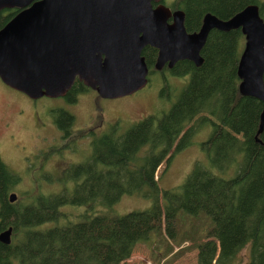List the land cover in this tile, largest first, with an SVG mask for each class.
<instances>
[{
    "label": "trees",
    "instance_id": "trees-1",
    "mask_svg": "<svg viewBox=\"0 0 264 264\" xmlns=\"http://www.w3.org/2000/svg\"><path fill=\"white\" fill-rule=\"evenodd\" d=\"M240 3L241 0H235L233 5L231 0H214L211 6L213 11L227 10L234 15L244 6L239 8ZM19 12L3 11L0 29ZM241 38L240 30L232 32V42L225 37L213 38L204 56L212 64L222 60L220 68L207 81L195 79L187 85L167 114L148 116L124 133L110 130L95 138L87 165L89 177L75 183L72 199H67L65 192L54 198L38 194L29 205L22 206L19 199L10 204L9 195L19 178L0 156V233L11 226L15 229L10 246L0 242V264H76L73 261L86 248L109 245L121 249L126 242L135 244L131 215H119L115 209L124 196L151 199L152 208L145 216L162 219L176 210L204 213L211 219L213 229L224 214L244 212L255 223L248 240L251 252L246 264H264V131L259 134L264 103L240 94L237 69ZM79 82L77 79L75 88L84 89L86 86ZM205 126L212 131L202 148L216 174L210 168L197 166L180 187L162 190L156 177L161 165L166 161L169 166ZM76 170L86 175L85 165ZM66 203L85 207L86 212L74 223L66 215L67 222L62 224L65 215L59 207ZM137 225L141 227L142 223ZM155 230L159 229L150 228L147 239L139 242L147 241ZM244 247L241 245L221 264H243L237 262V257ZM117 252L112 257L117 263L131 254Z\"/></svg>",
    "mask_w": 264,
    "mask_h": 264
},
{
    "label": "water",
    "instance_id": "water-1",
    "mask_svg": "<svg viewBox=\"0 0 264 264\" xmlns=\"http://www.w3.org/2000/svg\"><path fill=\"white\" fill-rule=\"evenodd\" d=\"M163 1L0 0V15L20 10L0 29V80L32 100L64 98L77 79L102 99L116 100L148 85L146 47L159 50L156 70L184 60L201 65L212 31L241 29L247 43L237 69L240 94L264 103L259 6L250 5L228 21L208 13L201 29L189 33L184 12L172 13ZM263 131L264 111L259 134ZM8 200L14 204L18 195L11 193ZM14 231L11 226L0 233V242L10 246Z\"/></svg>",
    "mask_w": 264,
    "mask_h": 264
},
{
    "label": "rangeland",
    "instance_id": "rangeland-1",
    "mask_svg": "<svg viewBox=\"0 0 264 264\" xmlns=\"http://www.w3.org/2000/svg\"><path fill=\"white\" fill-rule=\"evenodd\" d=\"M208 1L210 5L214 4V0ZM234 1L231 0L232 5ZM245 3L246 0H241L239 8ZM262 15L264 16V10ZM213 38L209 44L213 43ZM145 57L148 56L145 55ZM221 63L222 60H216L215 64L207 62L201 69L196 70L195 79L207 81L217 72ZM165 76V79L163 76L156 78V75L151 76V79L149 77V85L134 95L116 100L100 99L98 104L104 111L105 133L114 126L124 133L148 116L161 117L167 114L178 100L185 85L182 84L183 78L179 76L174 77L171 73H167ZM165 80H168V88L163 91L161 81ZM76 90L72 95H78L79 106L72 110L77 114L80 123L85 125L89 120L90 107L95 106L98 95L86 87ZM67 104L65 98L44 97L34 103L30 102L26 95L7 87L0 80V156L3 163L19 178V183L11 193L18 195L22 206L29 205L32 202V197L38 194L54 198L65 192L67 199H72L75 194V184L69 182L67 177L62 178L63 182L42 178L48 162L60 154H55L47 160H42L38 154H31L34 152L32 150L35 145L40 143L36 138L38 130L34 111L50 118L49 112L65 109ZM16 106L24 109L23 116L19 115V109ZM91 111L94 112V109ZM7 122H11L9 128H5ZM211 131L212 128L209 126L201 128L196 133L192 144L176 154L169 166H167L168 162L164 161L156 175L160 180L162 190L180 187L197 166L211 169L207 155L202 148V144L209 139ZM12 134L18 139L17 145L11 141ZM83 145L84 141L75 144L77 159L85 160L86 157L92 156L90 155L91 149L84 148ZM25 147L26 149L22 150ZM61 156L66 161L74 159L68 151H64ZM49 167L52 170H48V172L54 173L59 169L60 164L53 161ZM211 170L216 174L215 170ZM162 175L163 177H161ZM66 204L59 207L60 212L65 215L60 221L62 224L67 220L74 223L86 212L85 207ZM152 205L153 201L143 196H124L116 204L115 209L119 215H131L130 227L134 231L132 241L135 244L126 242L121 249L119 246L109 245L86 248L78 254L73 263L120 264L116 262L117 259H112V257L118 254L117 251H124L132 253V256L121 264H221L230 259L241 245L245 247L239 253L237 262L243 261V264H246L249 260L247 258L250 257L251 250L248 240L255 229L252 216L251 218L244 212L232 211L221 216L217 222V228L213 229L211 219L204 213L195 215L176 210L172 214H164L162 219L160 216L150 215V217L149 214L145 216L144 213L149 211ZM66 218L67 220H65ZM147 219L148 221L145 222ZM137 222L142 223V226H138ZM150 228L159 230L153 231L147 241L139 242V239L146 237ZM67 263L69 262L59 261L55 264Z\"/></svg>",
    "mask_w": 264,
    "mask_h": 264
},
{
    "label": "flooded vegetation",
    "instance_id": "flooded-vegetation-1",
    "mask_svg": "<svg viewBox=\"0 0 264 264\" xmlns=\"http://www.w3.org/2000/svg\"><path fill=\"white\" fill-rule=\"evenodd\" d=\"M162 3L166 7H168L172 13H175L176 11H179V10L184 12L185 27L189 33L198 32L201 29L205 16L208 13H211L217 16L221 20L228 21L232 19L237 13L243 11L244 8L250 5L259 6L262 17H263L262 12L264 10V0H246L245 5L241 8L240 11L236 12L234 15L232 14L231 11H227V10L225 12L221 10L213 11V8L210 5V2L208 0H172V1L164 0ZM169 23L170 24L173 23V17L170 18ZM240 31L242 33L241 29ZM232 32L233 31L222 32L219 30H214L211 32L207 40V44L205 45L201 53V56L204 59V63L201 65H196V63L192 61L184 60V61L177 62L172 67H170L169 63H167L162 70H156V64H157V60L159 57V50L151 46L146 47L143 51V56L144 57L145 55L148 56V57H145V59L150 69V75H149L150 79H151V76L153 77V75L154 76L156 75V78H159V76H163V79H165L166 78L165 75L167 73H171L172 76L174 77L179 76L183 78L182 84L184 83L185 85L184 87L193 83L196 77V74H195L196 70L201 69L207 63L206 58L204 56V51L207 48L212 37H217V39H222L223 37H225L227 41L232 42V39H231ZM246 43H247L246 37L242 33V38L239 44V47H241V49H239L240 58H241L243 51L245 50ZM220 44H222V42ZM237 47L238 46L236 44V48ZM230 50L231 51L229 53L231 54L233 50L232 49ZM182 67H185V69L181 70ZM79 83L85 86L82 82H79ZM167 83H168V80H165L164 82L161 81L163 91L168 88ZM148 85H149V82H148ZM76 89L77 88H75V85H74L72 91H77ZM95 93L97 94V92ZM27 98L29 99L30 102H33V103L38 101V100H32L29 97ZM64 98L67 100V103H68L65 106V109H58V110L49 112L51 115L50 118L44 117L39 112L34 111L35 122L37 124V130H38L36 138L38 139L40 143L35 145L34 149L32 150L34 152L31 154H38L42 158V160L44 159L47 160L49 157L55 154H60V155H56V158L48 162L47 168L42 176L43 179L51 178L52 181L54 182H59V181L63 182L62 178L67 177L69 178L68 181L69 182L71 181L72 184L82 183L86 181L87 178L89 177L90 167H88L87 165H89L88 162L91 159V157L88 156L86 157L85 160L77 159V155L75 154L77 148L75 147V144L79 141H84L83 147L90 148L92 151V143L94 139L97 137L103 136L105 134L104 111L98 104L99 100L102 98L98 95L97 96L98 101H96L95 106L90 107V112L88 116L89 120L86 122L85 125H82L80 123L77 114L73 112L72 110L73 108L79 106L78 105L79 104L78 95L73 96L70 93L68 96ZM69 107L71 108L69 109ZM18 109H19V112H18L19 115L23 116L25 114L24 109L20 107H18ZM93 109L95 113L91 111ZM114 118H117V117H114ZM10 126H11V122H7L5 128H9ZM110 130L116 131L119 129L117 126H114ZM43 133H47V134L44 135ZM10 138H11V141L15 142V145H17V142H18L17 137L12 134ZM25 149L26 147L22 150H25ZM64 151H68V153H70V155H72L74 159L66 161L63 158V156H61V154ZM90 155H92V152ZM53 161L59 162L60 167L56 172L51 173V172H48V170H52L50 169L49 165ZM82 165H85L86 175H79V172L76 170L78 167ZM29 166L32 168L31 165Z\"/></svg>",
    "mask_w": 264,
    "mask_h": 264
},
{
    "label": "crops",
    "instance_id": "crops-1",
    "mask_svg": "<svg viewBox=\"0 0 264 264\" xmlns=\"http://www.w3.org/2000/svg\"><path fill=\"white\" fill-rule=\"evenodd\" d=\"M131 256H132V253L130 254V255H128L127 257H125V258H122V259H119V261H118V263H123L124 261H127V260H129V258H131ZM128 258V259H127Z\"/></svg>",
    "mask_w": 264,
    "mask_h": 264
}]
</instances>
